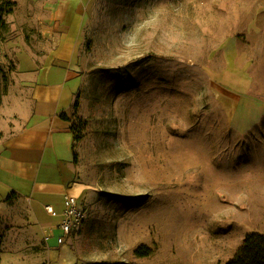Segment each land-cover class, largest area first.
Returning a JSON list of instances; mask_svg holds the SVG:
<instances>
[{"label":"rangeland","instance_id":"374dc122","mask_svg":"<svg viewBox=\"0 0 264 264\" xmlns=\"http://www.w3.org/2000/svg\"><path fill=\"white\" fill-rule=\"evenodd\" d=\"M0 5V109L14 110L30 94L19 57L46 45L47 12ZM87 15L68 120L83 225L57 245L60 231L23 222L15 202L21 218L0 217V264H68L45 243L70 244L74 264H225L264 233V0H93ZM141 245L152 252L136 256Z\"/></svg>","mask_w":264,"mask_h":264},{"label":"crops","instance_id":"0c3cea01","mask_svg":"<svg viewBox=\"0 0 264 264\" xmlns=\"http://www.w3.org/2000/svg\"><path fill=\"white\" fill-rule=\"evenodd\" d=\"M38 1L47 14L40 21L37 37L46 45L26 46L17 66L23 75L21 86L30 88V94L17 100L14 110L0 109V217L8 215L4 221L17 222L21 216L14 203L22 201L29 218L22 221L54 233L61 219L63 195L78 198L88 190L78 180L75 141L69 119L62 115L70 117L84 82L74 55L93 0ZM46 205L57 213H48ZM72 237H68L70 243ZM52 244L44 245L49 260L58 254L68 264L76 262L70 244L60 248Z\"/></svg>","mask_w":264,"mask_h":264},{"label":"trees","instance_id":"16d2710c","mask_svg":"<svg viewBox=\"0 0 264 264\" xmlns=\"http://www.w3.org/2000/svg\"><path fill=\"white\" fill-rule=\"evenodd\" d=\"M6 27V21L0 5V41L3 38V32L6 30ZM74 105H76V103ZM62 118L69 119L64 114L62 115ZM73 137L74 141H77L79 138L76 135L74 136V134ZM74 157L76 158L75 153ZM151 252L152 250L149 247L141 245L135 249L134 254L138 257H142L149 255ZM225 264H264V233L250 232L247 234L240 247Z\"/></svg>","mask_w":264,"mask_h":264},{"label":"built area","instance_id":"2783aa9c","mask_svg":"<svg viewBox=\"0 0 264 264\" xmlns=\"http://www.w3.org/2000/svg\"><path fill=\"white\" fill-rule=\"evenodd\" d=\"M63 208L61 213V219L59 220L56 228L60 231L59 235L55 237V243L57 245L66 242V239L71 235H75L80 232L85 219V212L82 206L78 203L77 198L74 195L65 193L63 195ZM45 209L48 213L56 214V210L52 205H46ZM50 239L49 235L44 236V240L47 242Z\"/></svg>","mask_w":264,"mask_h":264}]
</instances>
